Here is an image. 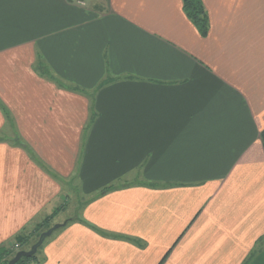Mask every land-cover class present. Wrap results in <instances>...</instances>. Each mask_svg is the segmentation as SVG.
<instances>
[{
	"label": "crops",
	"instance_id": "obj_1",
	"mask_svg": "<svg viewBox=\"0 0 264 264\" xmlns=\"http://www.w3.org/2000/svg\"><path fill=\"white\" fill-rule=\"evenodd\" d=\"M201 1L206 37L181 0H0V246L52 216L39 264H264V0Z\"/></svg>",
	"mask_w": 264,
	"mask_h": 264
},
{
	"label": "trees",
	"instance_id": "obj_2",
	"mask_svg": "<svg viewBox=\"0 0 264 264\" xmlns=\"http://www.w3.org/2000/svg\"><path fill=\"white\" fill-rule=\"evenodd\" d=\"M181 2H182V9L184 11L185 16L195 26L199 34L202 37H206L208 33V18H207V13L205 11L202 1L201 0H181ZM1 109L4 110V107L1 106ZM261 140L263 142V147H264V130L261 133ZM115 188L117 187H114V186L105 187L103 190H101L100 195L110 190H113ZM51 219H52V216L47 217L41 223L36 224L32 233L28 234V233H25V231H22L17 236H15L11 241L1 245L0 246V264H8L9 260L14 257L16 252L20 250H28L31 246L30 237L35 235L34 238L37 237L38 239L39 235L43 231L51 227L50 226ZM14 245H17L16 249L14 248ZM38 250L35 253V255H33L32 257L22 258L16 264H39L40 258H39ZM165 258H163L161 263L164 261Z\"/></svg>",
	"mask_w": 264,
	"mask_h": 264
},
{
	"label": "rangeland",
	"instance_id": "obj_3",
	"mask_svg": "<svg viewBox=\"0 0 264 264\" xmlns=\"http://www.w3.org/2000/svg\"><path fill=\"white\" fill-rule=\"evenodd\" d=\"M64 182L66 184V186H65V191H66L65 192V198L66 199L62 202L63 210L61 211V214L58 217L63 222L66 221L67 218L74 217L77 214V212L80 209V207L83 205V202L86 200V198H84L83 196H81L77 192V183L75 181L71 182V180H69V181H64ZM35 225L36 224H34L31 229H28L27 231H25V233H28V234L29 233H32L33 230H34ZM54 225L55 224H53V225L50 224L51 227L54 226ZM34 237H35V235H33L32 237H30L31 244H33V242H36L37 237L36 238H34ZM49 238L50 237H47L45 239L44 243L39 247L38 254L40 253L41 248H43L44 244L47 242V240ZM14 248L16 249L17 247H15V245H14ZM167 255H168V253L165 256L167 257ZM165 256L163 258H165ZM163 258L160 260L159 264L161 263V261L163 260ZM165 259H164V261L162 263L165 262Z\"/></svg>",
	"mask_w": 264,
	"mask_h": 264
},
{
	"label": "water",
	"instance_id": "obj_4",
	"mask_svg": "<svg viewBox=\"0 0 264 264\" xmlns=\"http://www.w3.org/2000/svg\"><path fill=\"white\" fill-rule=\"evenodd\" d=\"M63 225L64 224H62V225L55 224L54 226H52L48 230L42 232L39 235V237L36 240V242H34L31 245L30 249H28V250H20V251L16 252V254L14 255V257L9 260L8 264H16L22 258H30L33 255H35V253L37 252V250L39 249V247L43 244V242L45 241V239L47 237H50L53 234L54 231H56L57 229H59Z\"/></svg>",
	"mask_w": 264,
	"mask_h": 264
},
{
	"label": "built area",
	"instance_id": "obj_5",
	"mask_svg": "<svg viewBox=\"0 0 264 264\" xmlns=\"http://www.w3.org/2000/svg\"><path fill=\"white\" fill-rule=\"evenodd\" d=\"M15 247H17V245H15Z\"/></svg>",
	"mask_w": 264,
	"mask_h": 264
}]
</instances>
